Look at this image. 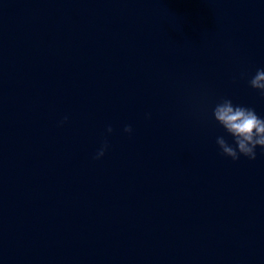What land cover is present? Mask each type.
<instances>
[{"label":"water","instance_id":"1","mask_svg":"<svg viewBox=\"0 0 264 264\" xmlns=\"http://www.w3.org/2000/svg\"><path fill=\"white\" fill-rule=\"evenodd\" d=\"M257 69L264 0H0V264H264Z\"/></svg>","mask_w":264,"mask_h":264},{"label":"clouds","instance_id":"2","mask_svg":"<svg viewBox=\"0 0 264 264\" xmlns=\"http://www.w3.org/2000/svg\"><path fill=\"white\" fill-rule=\"evenodd\" d=\"M249 85L260 90L261 95H264V69L256 70L255 75L249 80ZM213 118L232 136L235 145L233 147L222 136H218L216 143L223 155L233 160H237L240 155L254 160L257 146L264 151V118L259 117L253 108L233 105L230 99H223L213 108ZM64 119L66 120L67 117ZM131 130V126L125 125V132ZM107 131H112L111 126ZM106 148L105 143L97 151L95 158L103 156Z\"/></svg>","mask_w":264,"mask_h":264}]
</instances>
